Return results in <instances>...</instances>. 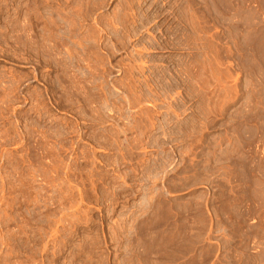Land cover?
Wrapping results in <instances>:
<instances>
[{
	"label": "rangeland",
	"instance_id": "374dc122",
	"mask_svg": "<svg viewBox=\"0 0 264 264\" xmlns=\"http://www.w3.org/2000/svg\"><path fill=\"white\" fill-rule=\"evenodd\" d=\"M35 1L0 0V264H264V0Z\"/></svg>",
	"mask_w": 264,
	"mask_h": 264
},
{
	"label": "bare ground",
	"instance_id": "6f19581e",
	"mask_svg": "<svg viewBox=\"0 0 264 264\" xmlns=\"http://www.w3.org/2000/svg\"><path fill=\"white\" fill-rule=\"evenodd\" d=\"M28 1H29V0H28ZM34 2H36V1H35V0H30V3H29V2H28V3H29V5L31 6L32 4H34ZM46 2H47V1H46ZM38 4H39V3H38ZM40 4H41V3H40ZM34 6H35V5H34ZM25 7H26V6H25ZM25 7H24V8H25ZM42 7H43V6H42ZM27 8H28V6L26 7V9H27ZM33 8H35V7H33ZM26 9H25V10H26ZM25 10H24V11H25ZM27 10H28V9H27ZM37 15H38V14H37ZM21 17H22V16H21ZM38 18H40V17H38ZM21 19H22V18H21ZM21 19H20V20H21ZM25 19H26L27 22H28V27H29V28H28V27H27V28L30 29L31 26H33V24H35V23H33V21L36 22L37 17H36V14L32 13L31 11H28L27 18H25ZM41 19H42V18H41ZM22 20H23V19H22ZM22 22H23V21H22ZM32 23H33V24H32ZM38 23H39V21H38ZM43 23H44V22H43ZM49 23H50V22H49ZM19 24H21V23H19ZM26 24H27V23H26ZM35 25H36V24H35ZM35 25H34V26H35ZM37 25H38V24H37ZM41 25H42V24H41ZM19 26H20V25H19ZM22 26H24V25H22ZM25 26H26V25H25ZM34 26H33V28H34ZM44 26H45V24H44ZM37 27H38V26H37ZM37 27H36V28H37ZM42 27H43V26H42ZM45 27H46V26H45ZM40 28H41V27H40ZM17 29H18V28H17ZM20 29H21V28H20ZM25 29H26V27H25ZM30 30H31V29H30ZM23 31H24V30H22V32H23ZM32 31H33V30H32ZM42 31H43V30H42ZM22 32H21V34H22ZM28 32H29V31H28ZM24 33H25V31H24ZM34 34H35V33H34ZM34 34H33V36H34ZM27 36H28V35H27ZM33 36H32V37H33ZM25 37H26V36H25ZM22 39H23V38H22ZM20 40H21V39H20ZM32 41H33V40H32ZM27 42H28V41H27ZM29 43H30V42H29ZM29 43H28V44H29Z\"/></svg>",
	"mask_w": 264,
	"mask_h": 264
}]
</instances>
